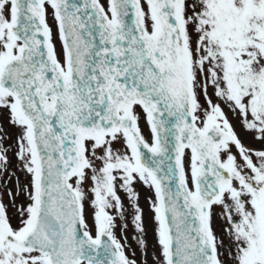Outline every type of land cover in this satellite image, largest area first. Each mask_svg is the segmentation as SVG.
I'll list each match as a JSON object with an SVG mask.
<instances>
[{"label":"snow or ice","instance_id":"snow-or-ice-1","mask_svg":"<svg viewBox=\"0 0 264 264\" xmlns=\"http://www.w3.org/2000/svg\"><path fill=\"white\" fill-rule=\"evenodd\" d=\"M0 264H264V0H0Z\"/></svg>","mask_w":264,"mask_h":264},{"label":"rangeland","instance_id":"rangeland-1","mask_svg":"<svg viewBox=\"0 0 264 264\" xmlns=\"http://www.w3.org/2000/svg\"><path fill=\"white\" fill-rule=\"evenodd\" d=\"M102 2H104V0H102ZM57 47L59 48V42H57ZM143 126V125H142ZM146 131V130H145ZM147 134V133H146ZM142 196H140V201L139 203L142 205V208L145 210V214L146 216L149 215V206H148V203H141L142 200H145L147 199L148 197V194H147V191L145 189H143L142 191ZM140 192V193H141ZM151 193V192H150ZM142 198H145V199H142ZM128 235H129V238H131V235H132V230L131 228H129V232H128ZM149 240L151 241V224H149ZM133 247H135V245L133 244Z\"/></svg>","mask_w":264,"mask_h":264}]
</instances>
